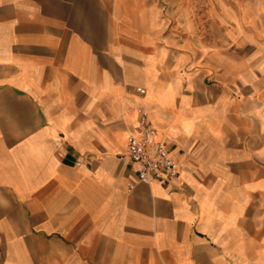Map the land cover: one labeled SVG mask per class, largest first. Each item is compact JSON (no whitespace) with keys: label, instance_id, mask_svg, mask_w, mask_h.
Wrapping results in <instances>:
<instances>
[{"label":"crops","instance_id":"0c3cea01","mask_svg":"<svg viewBox=\"0 0 264 264\" xmlns=\"http://www.w3.org/2000/svg\"><path fill=\"white\" fill-rule=\"evenodd\" d=\"M170 2L0 0V264H264V45L203 60Z\"/></svg>","mask_w":264,"mask_h":264},{"label":"rangeland","instance_id":"374dc122","mask_svg":"<svg viewBox=\"0 0 264 264\" xmlns=\"http://www.w3.org/2000/svg\"><path fill=\"white\" fill-rule=\"evenodd\" d=\"M168 5L173 36L203 60L221 51L237 60L264 45V0H171Z\"/></svg>","mask_w":264,"mask_h":264},{"label":"built area","instance_id":"2783aa9c","mask_svg":"<svg viewBox=\"0 0 264 264\" xmlns=\"http://www.w3.org/2000/svg\"><path fill=\"white\" fill-rule=\"evenodd\" d=\"M137 91L141 95L146 93L144 88ZM138 113L141 134L127 138V156L137 167L140 182L170 183L179 175L178 163L166 145L157 139L158 130L149 122L148 111L140 108Z\"/></svg>","mask_w":264,"mask_h":264}]
</instances>
